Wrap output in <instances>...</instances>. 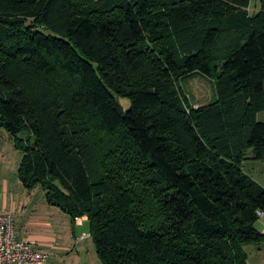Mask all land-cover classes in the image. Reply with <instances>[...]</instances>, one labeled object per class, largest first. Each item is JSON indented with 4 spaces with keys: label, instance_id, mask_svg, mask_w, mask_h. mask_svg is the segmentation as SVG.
I'll list each match as a JSON object with an SVG mask.
<instances>
[{
    "label": "trees",
    "instance_id": "16d2710c",
    "mask_svg": "<svg viewBox=\"0 0 264 264\" xmlns=\"http://www.w3.org/2000/svg\"><path fill=\"white\" fill-rule=\"evenodd\" d=\"M259 2L0 0V134L101 264H249L264 242ZM197 77L216 98L196 107Z\"/></svg>",
    "mask_w": 264,
    "mask_h": 264
},
{
    "label": "rangeland",
    "instance_id": "374dc122",
    "mask_svg": "<svg viewBox=\"0 0 264 264\" xmlns=\"http://www.w3.org/2000/svg\"><path fill=\"white\" fill-rule=\"evenodd\" d=\"M259 0H252L250 12L260 10ZM184 90L190 95L194 106L207 105L216 98V90L213 82L204 77H197L187 84ZM125 110L130 108L128 100H121ZM257 119L264 124V110ZM24 154L16 149L15 140L8 133L0 134V213L12 214L15 222V233L20 239H29L43 253L52 255L51 247L62 245L65 247L83 248L86 257L93 264H101L95 245L91 237L81 239L84 235H90L89 223L73 226L69 216L56 207L47 204L45 192L41 187L28 191L20 180L19 170ZM244 172L252 177L258 184L264 187V160L250 159L244 163ZM260 232L264 230V219L257 225ZM52 250L55 253L60 249ZM249 264H264V242L245 247Z\"/></svg>",
    "mask_w": 264,
    "mask_h": 264
},
{
    "label": "built area",
    "instance_id": "2783aa9c",
    "mask_svg": "<svg viewBox=\"0 0 264 264\" xmlns=\"http://www.w3.org/2000/svg\"><path fill=\"white\" fill-rule=\"evenodd\" d=\"M258 215L264 219V211ZM77 223L82 225L84 218L77 219ZM89 237L84 235L81 239ZM49 259L50 255L39 251L32 242L17 237L12 214L0 213V264H47Z\"/></svg>",
    "mask_w": 264,
    "mask_h": 264
},
{
    "label": "crops",
    "instance_id": "0c3cea01",
    "mask_svg": "<svg viewBox=\"0 0 264 264\" xmlns=\"http://www.w3.org/2000/svg\"><path fill=\"white\" fill-rule=\"evenodd\" d=\"M88 218H84V223H87ZM20 239V238H19ZM29 242H32L29 239H22ZM52 248L55 250L60 249L62 252L58 254L55 253ZM52 255L47 264H93L91 259L86 257V253L84 252L83 248H78L75 246L74 248L71 247H63L62 245H56L51 247ZM98 264V262H96Z\"/></svg>",
    "mask_w": 264,
    "mask_h": 264
}]
</instances>
